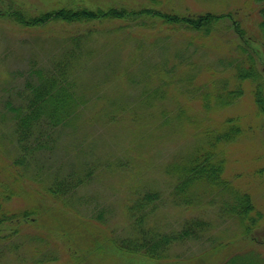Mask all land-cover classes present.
Segmentation results:
<instances>
[{
    "label": "trees",
    "instance_id": "obj_1",
    "mask_svg": "<svg viewBox=\"0 0 264 264\" xmlns=\"http://www.w3.org/2000/svg\"><path fill=\"white\" fill-rule=\"evenodd\" d=\"M251 1L259 17L256 37L241 27L236 11L134 10L88 5L90 0H67L33 12L13 7L14 1L0 7L1 20L23 29L63 27L44 37V63L35 59L40 55L38 42H31L33 59L22 86L15 98L2 103L0 124L12 127L16 152L6 163L0 155L5 166L0 179V264H49L58 262L56 252L74 264H80L83 255L98 259L106 254L108 264L127 256L154 264H264V256L245 245V238H211L212 223L205 219V206L216 203L217 215L235 219L245 235L261 218L249 194L223 178L224 146L242 132L238 118L224 116L217 125L205 124L208 113L236 103L247 86L256 115L264 114V67H258L251 46L259 44L264 63V0ZM151 18L158 26L198 36L213 30L217 21L230 20L238 38L232 44L235 56L219 59L226 60L222 70H229L230 76L216 77L200 96L190 89L177 94L165 80L171 66L163 68L165 72L157 69L155 75L154 63H135L136 53L144 55L138 43L127 42L134 31L118 32L130 27L122 21L136 27L150 21L147 26L156 28ZM109 21L118 23L108 28ZM126 43L129 61L110 54L111 44L126 48ZM101 50L110 62L94 60ZM122 89L135 95L121 96ZM196 97L201 110L192 114L188 109ZM5 145L1 131L0 150ZM141 150L144 157L131 163V151ZM103 178L113 189L127 184L132 190L118 213L87 192L95 179ZM23 238L37 244L23 246ZM47 246L53 250L43 253ZM36 252L41 257H33Z\"/></svg>",
    "mask_w": 264,
    "mask_h": 264
},
{
    "label": "rangeland",
    "instance_id": "obj_2",
    "mask_svg": "<svg viewBox=\"0 0 264 264\" xmlns=\"http://www.w3.org/2000/svg\"><path fill=\"white\" fill-rule=\"evenodd\" d=\"M9 1L15 2L13 4L15 8L33 12L49 10L50 8L66 4L65 1L67 0H0V7L5 9ZM90 1L85 3L88 5L96 4L102 7L111 4L115 7L122 6L126 9L134 10L143 7H157L180 13H201L209 11L220 14L236 11V20L241 21V27L252 36L256 37L258 34L257 22L259 17L256 14L257 5L251 0ZM9 6H12V3ZM150 20L156 24V28L151 25L147 26L150 21H147L145 26L138 27L132 25L131 21H122L121 25L128 24L130 27L123 28L121 29L122 31L118 32L131 33L134 31L131 36L132 38L127 40V42L130 45L138 43L140 45V53L144 55H140L139 57V54L136 53V58L133 57L135 63L143 62L145 65L154 63L152 72H155V75H157V69L165 72L163 68L171 66V69L166 72L165 80L169 81V85L174 87L177 94L178 91L190 89L191 94L200 96V91H207L208 88L213 87V83L211 82L216 77L230 76V74L228 75L229 70H222L224 66H227L225 64L226 60L219 61V59L235 56V47H232V44L237 42L238 38L236 36L237 33L232 29L230 20L221 19L217 21L216 28L214 27L213 30L205 33V35L200 34L199 36L189 34L181 29L167 28L165 25L158 26L160 23L157 22L158 20L156 18H151ZM117 23L116 21H109L108 28L115 26ZM66 26L72 29L74 28L73 25ZM158 27L160 28L158 29ZM62 28V25L57 24L49 26L44 30L23 29L8 20L0 19V115L2 114V110H4L2 108L3 101L7 97L15 98L16 90H19L22 86L27 65L33 59L31 58L33 51L30 48H35V46L31 42L35 39L38 42L36 49L40 55L35 57V59L38 62L44 63L45 53H43L44 50L42 49L45 46L44 37H48L51 34L56 35L61 32ZM144 39L147 40L144 41ZM128 43L125 44L126 48H119L121 45L113 48V44H111L109 50H112V52L110 51V54L114 56H117V54L124 55V60L129 61L130 57L127 55L130 52ZM252 45L255 47V50L253 47L252 49L258 67H264V63L261 62L262 51L259 44L252 43ZM94 60L103 62L107 60V57L104 56V51H99ZM107 61L110 62V60ZM186 76L191 77L189 83L179 81V78ZM249 88V86L245 87L243 95L233 105L208 113L209 118H205V124H209L210 126L217 125V122L221 121L224 116L238 118L242 132L234 142L224 146L226 159L223 178L231 183L233 189L249 194L252 203L261 213V218L256 225L252 226L250 232L245 235L239 232L241 227L235 219L227 218L224 214L222 216L217 215L219 209L216 207V203L205 206V219L212 223V228L209 232L211 238H217L220 241H227V238H235L232 241H241L245 238V245L255 248L264 256V114L260 113L256 115V108ZM131 92L135 93V91ZM131 92L122 89L120 95L123 96L126 94V96H134L135 94ZM199 110H201L199 98H193V107L189 108L188 111L189 113L195 114V111ZM11 130L12 127L8 122L0 124V132L2 131L5 134L6 142L5 149L0 150L3 162L16 152ZM110 145H112V142ZM144 154V150L139 152L131 151V163L138 162V159L143 158ZM4 168L5 166L0 162V179L2 180V170L4 171ZM137 171L139 172V169ZM122 176L123 174L121 173L117 177ZM135 176L136 174H133V177ZM107 179H95L91 190L88 189L87 192L95 195L101 205L104 204L105 207L110 205L118 213L119 206L121 205L122 210V202L131 194L132 190L127 188V184L121 187L117 185L118 189H113L106 184L105 181ZM171 221L172 218L169 219L170 223ZM20 242L23 246L37 244L35 243L36 240H29L28 238H23ZM208 245L210 244L205 242V246ZM42 250L43 253H46L48 250H53V248L47 246L43 247ZM25 254L27 257L31 256L29 251H26ZM55 254L59 255L58 262L50 261L48 262L49 264H74L65 253L61 254V252H56ZM33 257L39 258L41 254L36 252ZM108 257L109 254H106L104 256H98V259H91L89 256L83 255L79 263L103 264L106 261V264H108L111 262V259ZM31 259L32 256L26 262H30ZM117 261L118 264H154L152 261L140 256L122 257Z\"/></svg>",
    "mask_w": 264,
    "mask_h": 264
}]
</instances>
